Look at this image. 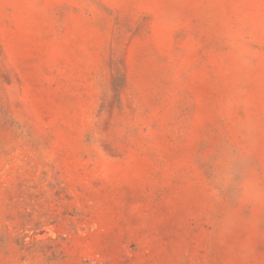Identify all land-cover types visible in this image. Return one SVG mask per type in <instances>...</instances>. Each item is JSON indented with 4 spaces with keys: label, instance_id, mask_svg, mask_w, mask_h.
<instances>
[{
    "label": "rangeland",
    "instance_id": "rangeland-1",
    "mask_svg": "<svg viewBox=\"0 0 264 264\" xmlns=\"http://www.w3.org/2000/svg\"><path fill=\"white\" fill-rule=\"evenodd\" d=\"M0 264H264V0H0Z\"/></svg>",
    "mask_w": 264,
    "mask_h": 264
}]
</instances>
